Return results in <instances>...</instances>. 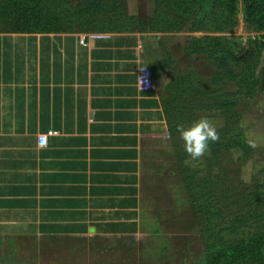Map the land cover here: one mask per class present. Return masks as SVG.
<instances>
[{"label":"crops","instance_id":"0c3cea01","mask_svg":"<svg viewBox=\"0 0 264 264\" xmlns=\"http://www.w3.org/2000/svg\"><path fill=\"white\" fill-rule=\"evenodd\" d=\"M144 63L139 32L0 31L1 242L45 241L35 263L136 262L123 240L146 233L145 176L173 137Z\"/></svg>","mask_w":264,"mask_h":264},{"label":"rangeland","instance_id":"374dc122","mask_svg":"<svg viewBox=\"0 0 264 264\" xmlns=\"http://www.w3.org/2000/svg\"><path fill=\"white\" fill-rule=\"evenodd\" d=\"M14 3L0 0V31H31L23 18L25 11L16 10ZM34 3L55 31L139 32L152 44V69L162 82L173 137L145 176L146 233L142 239L123 242L128 247L133 244V250H127L136 256L133 264H206L195 201L222 198L223 182L239 185L242 192L259 184L264 191V51L245 41L250 34L243 12L234 29L204 32L194 31L190 24L180 28L178 15L163 0ZM204 35L213 40L221 37L222 47L213 44L216 55L198 44L192 46L194 37ZM202 117L215 126L219 139L209 142L204 156L193 160L177 128ZM244 140L249 153L238 146ZM244 175L249 182H244ZM225 204L219 206L227 214L230 209ZM44 246L43 240L0 241V264H46L38 257L33 262L35 256L46 254Z\"/></svg>","mask_w":264,"mask_h":264},{"label":"trees","instance_id":"16d2710c","mask_svg":"<svg viewBox=\"0 0 264 264\" xmlns=\"http://www.w3.org/2000/svg\"><path fill=\"white\" fill-rule=\"evenodd\" d=\"M18 11H25L23 18L31 31H55L49 18L42 16L34 0H15ZM178 15L180 28L190 24L194 31L228 32L238 23L240 12L244 14L246 32L250 34L245 41L264 51V0H163ZM255 34V36H253ZM213 37L204 35L194 37L192 46L198 44L213 55V44L223 46L221 37L207 44ZM231 49V48H230ZM236 50V49H235ZM226 107L225 105H222ZM246 153L251 151L246 140L238 144ZM220 171H224L221 169ZM222 198L214 197L212 202L193 205L196 218L201 225L205 242L206 264H264V191L260 185L244 192L239 185L223 182ZM218 195V194H217ZM227 203L229 213H225L219 204ZM214 204L213 207L210 205ZM237 207L238 210L231 209ZM211 207V208H210ZM235 216L233 217V214ZM214 219L223 223L214 224ZM225 220H227L225 222Z\"/></svg>","mask_w":264,"mask_h":264},{"label":"clouds","instance_id":"9594fccd","mask_svg":"<svg viewBox=\"0 0 264 264\" xmlns=\"http://www.w3.org/2000/svg\"><path fill=\"white\" fill-rule=\"evenodd\" d=\"M177 130L184 141L185 151L193 160L203 157L209 147V142L219 139L215 126L207 117H202L188 126L179 125ZM252 146L255 147V144ZM242 179L247 183L250 177L244 175Z\"/></svg>","mask_w":264,"mask_h":264},{"label":"built area","instance_id":"2783aa9c","mask_svg":"<svg viewBox=\"0 0 264 264\" xmlns=\"http://www.w3.org/2000/svg\"><path fill=\"white\" fill-rule=\"evenodd\" d=\"M81 41L84 42V39H82ZM154 85H155V80L151 66L148 65L147 63L142 64L138 71L139 89L141 91H148L152 89ZM39 141L42 146H46L48 142V135H41L39 137Z\"/></svg>","mask_w":264,"mask_h":264}]
</instances>
